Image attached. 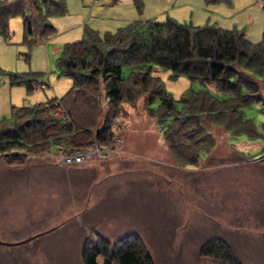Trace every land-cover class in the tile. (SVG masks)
<instances>
[{"label": "rangeland", "instance_id": "374dc122", "mask_svg": "<svg viewBox=\"0 0 264 264\" xmlns=\"http://www.w3.org/2000/svg\"><path fill=\"white\" fill-rule=\"evenodd\" d=\"M64 1L66 12L49 19L56 28L50 38L29 47L20 16L9 19L7 36L0 32V118L11 105L64 94L71 80L59 73L56 60L64 43L80 39L85 26L102 34L128 22L169 17L237 28L253 42L263 38L260 0H139V7L134 0ZM152 73L174 99L189 88L222 97L212 82L173 77L160 66ZM12 74L35 76V88L11 84ZM254 81L257 100L244 109L252 120L235 110L210 113L203 105L193 109L201 122L198 134L190 119L186 126L182 119L169 122L180 129L179 137L160 115H149L142 93L135 103H121L113 119L115 136L101 146L104 156L73 164L58 161L64 153L54 150L24 163L0 158V239L19 241L48 230L20 245H1L0 264H83L85 242L135 237L154 264H217L199 252L214 237L229 241L247 264H264V79ZM61 114L62 109L55 113ZM192 130L202 141L185 151ZM166 131L174 144L164 138ZM173 147L181 150L180 157ZM196 150L193 163L180 159Z\"/></svg>", "mask_w": 264, "mask_h": 264}, {"label": "trees", "instance_id": "16d2710c", "mask_svg": "<svg viewBox=\"0 0 264 264\" xmlns=\"http://www.w3.org/2000/svg\"><path fill=\"white\" fill-rule=\"evenodd\" d=\"M134 2L139 7L140 1ZM260 2L264 10V0ZM65 12L64 0H0V32L7 36L9 19L20 16L24 41L30 47L41 37L55 35L56 28L49 19ZM56 66L61 75L71 80L64 94L32 105H11L9 114L0 118V158L4 162L24 163L52 150L70 153L93 143L110 144L115 136L113 119L121 103H135L142 93H147L150 116L160 115L167 125L178 119L185 125L190 119L197 134L201 132V122L194 118L195 107L206 105L214 114H232L235 110L240 118L252 120L244 109L257 100L254 78L264 79V27L262 40L253 42L237 28L225 29L209 23L194 25L169 17L164 21L128 22L102 34L85 26L80 39L64 43ZM155 66L170 69L173 77L186 75L202 84L212 82L222 91V97L206 88H189L179 100L174 99L160 77L152 73ZM124 68L129 71L125 73ZM24 75L12 74L10 83H23L31 91L35 88V76ZM222 103L226 107L217 106ZM58 109H62L61 117L55 115ZM167 125L173 134L183 136L180 129ZM193 132L187 136L185 151L195 149L202 141L197 135L193 137ZM164 138L174 144L170 134ZM175 151L179 154L181 150ZM198 153L196 150L193 156L186 154L189 159L183 154L180 159L193 163ZM135 238L85 242L82 262L154 264L141 239ZM199 250L200 255L212 257L217 264H247L223 237L206 240Z\"/></svg>", "mask_w": 264, "mask_h": 264}, {"label": "built area", "instance_id": "2783aa9c", "mask_svg": "<svg viewBox=\"0 0 264 264\" xmlns=\"http://www.w3.org/2000/svg\"><path fill=\"white\" fill-rule=\"evenodd\" d=\"M103 147H99L96 143H93L91 146L86 147L85 149L76 150L70 153H64L62 156L58 157V161L64 162L66 164L79 163L85 159L91 157H99L98 155H103L101 153Z\"/></svg>", "mask_w": 264, "mask_h": 264}, {"label": "water", "instance_id": "95a60500", "mask_svg": "<svg viewBox=\"0 0 264 264\" xmlns=\"http://www.w3.org/2000/svg\"><path fill=\"white\" fill-rule=\"evenodd\" d=\"M47 231H48V230H47ZM47 231L40 232V233H38V234H36V235L30 236V237H28V238H26V239L19 240V241L8 242V241L0 240V244H3V245H10V246H12V245H19V244H22V243H26V242H28L29 240L35 238L36 236H39V235H41V234L46 233Z\"/></svg>", "mask_w": 264, "mask_h": 264}, {"label": "crops", "instance_id": "0c3cea01", "mask_svg": "<svg viewBox=\"0 0 264 264\" xmlns=\"http://www.w3.org/2000/svg\"><path fill=\"white\" fill-rule=\"evenodd\" d=\"M41 87V86H40Z\"/></svg>", "mask_w": 264, "mask_h": 264}]
</instances>
